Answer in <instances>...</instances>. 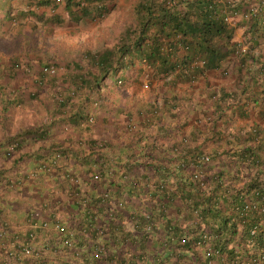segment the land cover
<instances>
[{"label": "trees", "instance_id": "trees-1", "mask_svg": "<svg viewBox=\"0 0 264 264\" xmlns=\"http://www.w3.org/2000/svg\"><path fill=\"white\" fill-rule=\"evenodd\" d=\"M58 1L37 0L35 4L55 7ZM63 1L65 14L70 19L77 20L85 15L87 6L82 5L83 0ZM225 1L136 0L134 24L124 28L123 37H119L120 41L113 47L87 52L85 60L89 65L77 66L80 71L73 70L71 75H76L73 81L56 78L61 73L69 74L70 68L66 67L68 63L65 61L44 63L56 66L52 75L39 68L32 74L31 61L20 62L19 69L15 59L9 60L1 52L0 193L7 192L9 196L21 194L22 187L28 184L31 192L35 193L39 172H43L45 180L50 178L49 184L55 186L51 177L60 170L56 166V157L68 154L67 148L71 150V147L51 145L45 138L47 129L54 127L55 122L60 126V121H66L63 123L70 126H88L93 120L88 119L90 111L87 109L89 106L97 107L103 101L100 87H105L106 81L120 85L128 74H142L148 85L151 76L156 75L162 81L167 77L169 79L165 80L170 82L172 78L169 75L174 74L176 78L192 82L205 69L219 68L232 56H237L235 68L242 70L246 59L251 57L248 46L242 47V43L250 41L249 37L243 41L231 40L234 26L223 19L224 8L229 6ZM97 4L89 17L98 16L105 10ZM237 6L240 8L239 4ZM25 10H18L17 15L8 12L9 8L6 10L9 13L7 28L0 30V51L4 41L9 39V35L6 39L1 33L7 30L8 34L19 16H28L35 22L51 26L63 25V19L56 14H45L35 8ZM263 15V11H257L250 16L245 32H253ZM70 58V54L65 56L67 61ZM69 63L79 64L77 60ZM30 75L34 86L24 88L13 85L12 80L16 77L27 81ZM3 76H6V82L1 80ZM39 78L43 83L37 85ZM217 95L222 96L212 90V97ZM59 97L63 100L59 101ZM77 99H82L86 107L82 108V112L71 113L74 109L71 106ZM26 101H33L35 106L40 105L59 117L50 122L33 124L37 125L35 127L24 126L20 119L27 108ZM150 103L146 113L158 114L156 103L153 100ZM262 114L264 116V111ZM122 124L130 141L138 122L129 114ZM30 133L37 134L41 140L37 142L41 147L39 150L34 144L27 145L30 149L24 148L25 136ZM183 139L177 140L185 144ZM244 141L247 145L238 150L220 152L222 159H226L225 164L233 162L234 170L227 171L226 166L219 165L207 176L208 179L199 170L182 172L184 164L181 161L173 164L159 160L162 156L151 155L155 157L157 177L151 179L148 185L141 186L130 172L131 164L115 168V164L110 166L108 161L104 165L100 162L95 164V159L83 170L87 177L82 180L84 189L79 196L80 189L71 186V173L62 172V181L56 183L60 188L62 183L66 185L64 191L68 190L66 194L74 196L77 203H73L84 213L78 218L57 215V210L62 205L67 208V204L65 201L58 202L52 192L46 190L41 201L39 197L38 205H30L20 220L0 219V234H3L0 235V264H264V127L251 125ZM73 150L84 151L78 147ZM33 153L40 155L36 164L27 168L26 172L19 170L21 161ZM209 158L208 154L197 155V165L205 164ZM170 176L175 179L173 183L169 180ZM102 183L105 186L113 184L115 195L109 193L108 187L102 188ZM124 191L134 193L138 198L137 204L142 207H133L127 213L135 233H124L131 236L135 245L133 250L130 247L124 249L127 255L121 257L113 255L111 246L115 219L127 202ZM4 203L0 202V206ZM93 204L96 208L90 210L89 206ZM56 223L71 230V246L62 242V235L68 233L58 231ZM99 227L102 233L97 232ZM15 236V243L18 239L34 242L33 253L36 254H23L14 245L17 257L8 255L6 244Z\"/></svg>", "mask_w": 264, "mask_h": 264}, {"label": "crops", "instance_id": "crops-1", "mask_svg": "<svg viewBox=\"0 0 264 264\" xmlns=\"http://www.w3.org/2000/svg\"><path fill=\"white\" fill-rule=\"evenodd\" d=\"M35 1L37 0H0V30L7 28L9 13L7 14L6 10L8 8V12H14L16 15L18 10L35 8L45 14H56L64 22L66 21L63 0L56 3L55 7L51 4L37 6ZM231 1L235 3L239 0ZM94 3L107 6L108 0H83L84 7L86 5L88 8L85 7L87 15L82 19L83 22L92 23V17L89 15ZM112 5L113 3L110 4V6ZM113 11L101 16L99 30L87 29L83 34L90 40L107 38L109 28L106 24L109 18L118 20L117 17L110 16ZM134 13L133 4L131 12L133 22L135 20ZM242 23L241 19L233 30L231 39L232 41L240 39L243 41L245 36L249 37L251 42L242 43L248 46L247 50L251 55L246 59L242 70L235 68L238 60L237 56H232L223 61L219 68L205 69L192 82L170 74L169 77L172 78L170 82L165 80L169 79L167 77L162 81L155 75L149 78L148 85H144L142 84L145 80L144 75L128 74L126 80H123L120 85L106 81L105 87H100L103 101L97 107H88L89 115L93 117V121L88 126L82 124L70 126L68 123H63L66 121H60V126H58L56 125L58 122H55L54 127L47 129L45 138L51 145L71 147V150L67 148L68 154L56 157V166L60 170L57 171V175L51 177V180L55 181V186L49 184L50 178L47 177L45 180L43 172L42 174L39 172L38 182L35 186L33 185L35 193L31 192L29 184L22 187L21 194L14 193L9 196L7 192L0 193L2 194L0 202H5L3 206H0L1 210L3 209L0 211V219L8 217L12 220H20L30 205H38L39 197L41 201L44 198L43 192L46 190H50L54 195L53 198L58 199V202L65 201L67 204V208L57 204L59 207L61 206L57 210V215L61 217L71 215L72 218H78L84 212L81 213L80 208L73 203L74 201L77 203L74 196L66 194L68 192V190L64 191L66 185L62 183V188H60L57 183L60 184L62 181V172L71 173V186L74 189L78 187L80 189L78 195L82 196V189H84L82 180L87 177L83 170L95 159H97L95 164L100 162L104 165L108 161L110 166L115 164V168H122L123 165L129 167L131 164L130 172L136 178L137 184L141 186L148 185L151 179L157 177L154 168L155 157L153 158L151 155L162 156L159 160L173 164L181 161L184 164L182 172L199 170L206 179L211 171L219 165L226 166L227 171H233V162L229 161L225 164L226 159H222L220 152L238 150L247 145L244 136L251 125L264 127L262 114L264 111V70L262 69L264 66V15L258 19L257 28L246 35ZM1 35L6 38L7 30L3 31ZM142 70L144 69L142 68ZM5 77L3 76L1 79L3 82H6ZM212 90L222 96L212 97ZM152 100L158 107V114L146 113ZM25 106L27 108L21 113L20 122L27 127H35L37 125L33 124L50 122L51 119L56 120L59 117L58 114L47 112L40 105H36V107L33 101H26ZM84 106L82 99H77L76 103L71 106V109L74 108L71 113L80 112V110L82 112ZM77 108L79 109L77 110ZM129 114L138 122V128L130 141L127 139L122 124L125 116ZM181 137L185 138L183 139L185 144L178 142L177 139ZM25 138L24 148H27L28 144H34L38 150L41 148L37 143L41 141L37 138V134L30 133ZM77 147L84 151H74L73 148ZM24 148L22 147L21 151ZM36 153L22 160L19 170L22 169L26 172L27 168L33 167L40 156H35ZM201 154H208L210 160L198 166L196 156ZM169 180H173V183L175 179L170 176ZM101 186L102 188L108 187L109 193L115 195L116 187L113 184L105 186L102 183ZM124 192L123 196L127 201L125 202L126 208L124 206L115 219L114 224L116 225L112 229L113 244L111 246L113 255L121 257L127 255L124 249L130 247L129 249L133 250L135 245V242L130 239L131 236L124 233V231L135 233L127 213L133 207H142L141 204H137L138 198L134 193ZM40 194L41 196H39ZM89 207L90 210H95L96 205L93 204ZM99 220L102 221V219Z\"/></svg>", "mask_w": 264, "mask_h": 264}, {"label": "rangeland", "instance_id": "rangeland-1", "mask_svg": "<svg viewBox=\"0 0 264 264\" xmlns=\"http://www.w3.org/2000/svg\"><path fill=\"white\" fill-rule=\"evenodd\" d=\"M135 1L136 0H108V5L110 6L111 3H113V5L110 6L106 14L114 10L110 16L113 15L117 17L118 20H116V18L114 20L109 18L106 24L109 28L106 36L107 38L101 39L95 38L90 40L89 37L83 34L84 30L87 29L95 28L99 30L101 16L92 20V23H85L82 19L86 15L81 16L77 20H73L64 13L66 21L61 26L42 24L28 17H17L15 26L9 28V33L7 34V37L9 35V39L7 42L6 40L4 41V47L0 53L2 52L4 57L9 60L15 59L19 69L20 62L26 60L31 61L33 67H31V69L34 71H31L32 74L35 73V70H37L39 66L47 61H65L68 63L66 67L70 68L68 71L69 74L65 75L61 73L56 78L62 81L65 79L73 81L76 76L75 74L71 75L73 74V70L78 69L77 66L82 67L89 65L85 60L87 52H97L98 50L110 46L113 47L120 41L119 37H123L124 28L127 27L128 29L134 24L131 23L133 22L131 20V12L132 5L135 4ZM67 54L71 56L68 61L65 59ZM71 60H77L79 64H70L69 62H71ZM79 71L78 69L76 72L79 73ZM81 74L82 72L79 75L81 76ZM31 78L33 79L32 75H30V77L28 76V80L26 81L16 77L12 80L14 81L13 85H20L24 88L32 87L34 85L31 82ZM24 83H27V85ZM42 83V81L40 83L37 82V85ZM31 90L34 91V89ZM34 93H36V91Z\"/></svg>", "mask_w": 264, "mask_h": 264}, {"label": "clouds", "instance_id": "clouds-1", "mask_svg": "<svg viewBox=\"0 0 264 264\" xmlns=\"http://www.w3.org/2000/svg\"><path fill=\"white\" fill-rule=\"evenodd\" d=\"M58 1V0H56ZM61 1V0H60ZM58 1V2H60ZM225 2L228 3V8H224V16L223 19L224 21L229 24L234 26L233 30L236 28L238 22L242 19L243 23H242V27L244 28V30L246 31L249 23H247V21H249L250 16L254 15L255 12L257 11H263L264 12V0H239L235 3H233L231 0H226ZM82 5L83 1L81 2ZM240 5V8L237 5ZM96 3H94V7H95ZM98 6H103V8L105 9L102 13H100L98 16L92 17V20H95L96 18L106 14L109 11L110 6L109 5H104V4H97ZM85 15H87L86 13H84ZM247 33L245 32V35ZM245 39V36L243 37ZM247 38V37H246ZM242 47H246L245 45H242ZM48 64H52L53 63H48ZM48 64H43V65H48ZM39 66V70H41V67L43 66ZM55 66V65H54ZM56 68V66H55ZM42 81V79H38V83H40ZM144 85H146V82L143 83ZM63 98L59 97V101H62ZM91 117V120L93 119V117L91 115L88 116Z\"/></svg>", "mask_w": 264, "mask_h": 264}, {"label": "built area", "instance_id": "built-area-1", "mask_svg": "<svg viewBox=\"0 0 264 264\" xmlns=\"http://www.w3.org/2000/svg\"><path fill=\"white\" fill-rule=\"evenodd\" d=\"M41 70H42V72H45L48 75H52L56 71V68H55L54 65L48 64V65H43L41 67ZM89 120H91V117H89ZM244 210H245V207L243 208V210L241 212H243ZM262 210H263V208H262ZM55 228L58 231H61V232L63 231L65 233H68L67 235H62L61 240L67 246H71L72 245V233H71V230L63 228V225H61L59 223L55 224ZM97 232L98 233H102V228L99 227L97 229ZM0 235H3V234L1 233ZM30 235L31 234L29 233V236ZM16 239H17V236H15L12 241H10V242H8L6 244V249H8V251H7L8 255L13 256V257H17L16 256V251L13 250L14 249V245L17 246L21 250V252L23 254L30 255V256L36 254V252L33 253L34 242H32L31 240L28 241V240L18 239V242L15 243Z\"/></svg>", "mask_w": 264, "mask_h": 264}]
</instances>
